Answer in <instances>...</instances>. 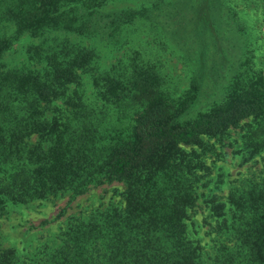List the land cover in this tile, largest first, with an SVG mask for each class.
<instances>
[{"label": "trees", "instance_id": "obj_1", "mask_svg": "<svg viewBox=\"0 0 264 264\" xmlns=\"http://www.w3.org/2000/svg\"><path fill=\"white\" fill-rule=\"evenodd\" d=\"M104 1L0 0V22L10 18L16 33L62 28L118 45L127 24L159 21L192 65V78L183 95L171 97L158 74L134 64L125 78L101 77L96 85L103 104L94 108L76 90L66 96L67 86H78L81 72L92 70V47L55 39L32 46L45 61L41 73L0 68V215L8 203L79 195L106 178L125 185L121 207L76 219L59 247L28 264H264V186L229 194L233 208L214 213L220 218L207 251L185 221L195 202L199 162L182 145H201L202 136L253 118L244 151L251 157L264 147V82L249 65L245 24L228 0H196L191 21L184 20L189 0L107 12L100 8ZM166 8L176 13L167 18ZM8 44L0 34V57ZM195 44L199 55L191 61ZM207 73L219 95L197 109ZM60 96L67 114L47 116ZM16 259L14 249L0 247V264H20Z\"/></svg>", "mask_w": 264, "mask_h": 264}, {"label": "rangeland", "instance_id": "obj_2", "mask_svg": "<svg viewBox=\"0 0 264 264\" xmlns=\"http://www.w3.org/2000/svg\"><path fill=\"white\" fill-rule=\"evenodd\" d=\"M158 1L105 0L100 8L106 12L136 9ZM228 3L250 34L249 65L252 70L262 73L264 82V0H228ZM197 5L196 0H189L184 6L185 21L193 19V9ZM166 9L171 12L166 15L167 18L176 13ZM150 23L153 22L143 19L127 24L123 31L124 39L118 45H113L106 39L80 36L62 28L45 27L38 34L16 33L15 23L6 18L0 22V34L8 39L9 44L0 57V68L6 70L24 66L41 73L45 61L34 55L32 46L45 47L55 39L67 38L70 42L92 47L95 55L92 70L81 72L79 85L69 84L66 96H71L72 91L76 90L84 104L97 108L103 104L97 87L102 83L101 77L125 78L132 73L135 64L154 71L161 78L163 90L171 97H179L189 87L192 65L184 58L179 45L165 36L162 23L159 25V21L155 22V26ZM195 39L191 37L192 41ZM199 50L197 44L190 49L191 61L197 59ZM212 52L211 43L207 58H211ZM231 73H227L224 78L219 76V81L225 80ZM213 78L211 73L205 74L197 109H204L219 95L215 94L217 83L213 82ZM64 100V96L54 99L46 115H66ZM253 124V118H246L224 129L221 134L202 136L201 145L181 146L194 161L199 162L195 168L198 174L194 184L195 202L187 208L185 221L191 238L198 241L205 251L211 247L212 239L216 236L213 225H217L220 217L214 213H225L233 208L227 200L229 194L233 192L242 196L246 190L264 186V147L251 157L244 151V135L248 125ZM124 189L122 182L106 178L101 183L90 185L79 195L65 192L26 203H8L5 212L0 215V247L14 249L17 262L28 264L31 259L59 247L65 231L76 219H86L90 214L103 211L111 205L121 207Z\"/></svg>", "mask_w": 264, "mask_h": 264}]
</instances>
